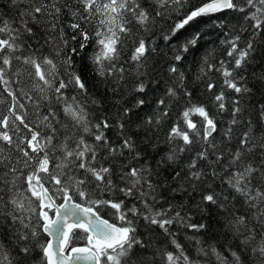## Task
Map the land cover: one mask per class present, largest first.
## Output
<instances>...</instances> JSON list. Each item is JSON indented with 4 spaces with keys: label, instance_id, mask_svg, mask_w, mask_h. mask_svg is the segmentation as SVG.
Segmentation results:
<instances>
[{
    "label": "snow or ice",
    "instance_id": "1",
    "mask_svg": "<svg viewBox=\"0 0 264 264\" xmlns=\"http://www.w3.org/2000/svg\"><path fill=\"white\" fill-rule=\"evenodd\" d=\"M4 8L0 264H155L147 253L159 234L172 249L161 253L164 264H264V102L246 99L264 88V73L252 85L243 74L264 55L255 39L264 36V0H5ZM228 10L243 14L251 31L223 33L224 58L205 61L196 77L208 100L197 101L181 68L187 54L202 47L199 26L226 29L217 14ZM169 20L167 30L160 29L162 53L153 46V29ZM90 44L94 52L77 70L74 57ZM156 55L163 76L150 74ZM129 75L135 77L131 100L115 119L93 118L89 104L100 103L95 96L116 94ZM161 83L163 97L150 103ZM181 101L160 155L153 141ZM145 109L151 114L141 116ZM224 113L230 119L222 130ZM239 124L246 130L237 137ZM113 128L115 139L107 135ZM149 147L159 156L153 157L155 169L178 165L171 184L152 179L159 171L148 162ZM192 193L199 194L195 207L208 213V223L192 222L184 204L172 203ZM105 210L119 223L105 218ZM139 220L152 236L138 234ZM176 226L193 233L190 248L179 241Z\"/></svg>",
    "mask_w": 264,
    "mask_h": 264
},
{
    "label": "trees",
    "instance_id": "2",
    "mask_svg": "<svg viewBox=\"0 0 264 264\" xmlns=\"http://www.w3.org/2000/svg\"><path fill=\"white\" fill-rule=\"evenodd\" d=\"M192 4H199L201 3V0H191ZM5 3V0H0V5H3ZM3 11H6L7 9H0ZM182 15V13H180ZM218 16L223 17L224 21L228 24V27L226 29L221 28H215V30L212 29V27L209 24H201L200 31L204 35L203 40L200 42L202 44V47L199 51H193L189 54H187V60L184 62V66L181 68V71L185 72V75L187 77L185 83L186 86L190 91L194 94V99L201 102H207L208 95L204 92V85L203 83L199 82L196 77L200 74V68L204 65V62L207 61L208 63H215L216 61H219L220 59L224 58V45L220 43L221 40L225 39V36L223 35L224 32H228L233 28H239L244 27L248 28V31H251V28L249 27V22L245 21L243 19V14L239 12H234L231 10L225 11L223 13H218ZM172 23L171 20H169L167 23L164 21H160L159 24L155 26L153 29L155 35L152 36L150 33L149 35L152 36L153 46H159V49L162 53L167 52V48L162 40L163 33L161 32V28H164L165 31L167 30L168 26ZM66 35L68 37L71 36V30L65 29ZM193 30L189 29V32L186 35H190ZM244 39L248 38V33H242ZM257 46L264 49V44L261 43L262 40H264V36L257 35L256 36ZM72 46H77L75 42H71ZM180 43H183V39H181ZM175 47V45H173ZM132 47L131 43L127 45V48L125 50V58L129 54L128 50H130ZM95 46L93 44H90L88 48L84 49L80 52V54L75 59V66L76 69L79 70L81 68L82 63L85 61L82 60V57L88 56L90 57L94 52ZM45 54H47L48 49L45 48ZM162 57L161 55H156L152 60L149 62V69L151 76H157L159 75L163 76L166 73L159 72L160 68L162 67ZM261 73H264V55L257 56L254 63H252L246 71L243 72L245 79L249 85H252L256 83L254 77L259 76ZM91 75V73H89ZM211 78L215 81V83L219 86L221 83V77L218 73H211ZM135 82V77L132 75H129L127 78V82L123 84L119 91L116 94H113L111 91L108 92L107 97H101V96H95V98L100 101L99 104L92 105L89 104V109L91 110V115L93 118L97 116H104L110 114L113 119H115L117 115V110L123 103H127L131 100L132 95V87ZM155 86V85H154ZM103 91V89H101ZM218 90V88L216 89ZM164 93V86L163 83H161L160 88H158L155 93H150L148 96V100L151 103V101L155 97H163ZM5 94L0 93V98H2ZM229 98L234 96L233 93H228ZM249 104H258L260 102H264V88H261L260 91L253 93L251 97L246 98ZM119 101L120 103H117ZM27 103L26 101H24ZM184 101H181L180 104H173L171 108V117L163 124L161 130L156 134V139L153 141V143L158 142L157 152L160 153V155H163L164 150L166 149L167 145H165V137L166 133L171 126V124L175 121L180 108L183 106ZM113 105H116V107H113ZM154 107V106H153ZM105 109H107V112H105ZM151 112L148 109H145L140 113L141 116L150 115ZM244 120H247L249 118V113L245 112L242 114ZM253 119H255V116L253 114ZM135 119V118H134ZM194 119H196L194 117ZM222 123L220 125L221 129L223 130L227 126V121L230 119V116L228 113H224L220 117ZM133 129H135V125H133ZM246 128L244 124H239L234 126V133L238 137L242 134L243 131H245ZM256 134L259 135L260 131L257 130ZM107 135L111 139H115L117 135V130L115 128L109 130L107 132ZM141 137L143 135L142 131L140 133ZM219 139V137H217ZM235 143V141H234ZM148 152V162L153 164L154 170L159 171V175H153L152 179L156 182L159 181H165V186L172 183L171 180L168 179V177L171 175L173 168L178 167V165H173L172 168H165L164 166H161L160 169H155V161L153 160V157H156V159H159V156H157V152H154L151 147L147 149ZM192 197L190 198L186 194L177 195L174 200H172V203L174 205H177L179 207L180 204H184V210L190 211L192 215V222H202V223H208V213L199 212L195 204L199 202V194L198 193H192ZM117 198H122L119 195ZM129 206H131L132 201H128ZM105 218L109 219L110 222L119 223L118 220L115 219L114 216L110 215L107 210L104 212ZM144 222L143 220L137 221L138 226V234H142V238L147 239L150 236H152L151 233H148L147 230L143 226ZM213 228L215 230H218V225H215L213 222ZM173 231L177 233V237L179 241L186 245L191 247L192 241L188 239V237L192 236L193 233L190 230H186L182 227L176 226L173 228ZM210 234V233H209ZM200 239H206L207 235L200 236ZM213 242L214 241H210ZM220 242L223 243V237L220 238ZM85 241L78 240L76 241V245L84 244ZM159 250V251H157ZM172 250L171 246L168 242L165 241V237L163 234L155 235L153 236V247H151L148 250L147 255L150 259H153L155 261V264H164V261L162 259L161 253L164 251ZM153 252H157L155 256L152 255Z\"/></svg>",
    "mask_w": 264,
    "mask_h": 264
},
{
    "label": "water",
    "instance_id": "3",
    "mask_svg": "<svg viewBox=\"0 0 264 264\" xmlns=\"http://www.w3.org/2000/svg\"><path fill=\"white\" fill-rule=\"evenodd\" d=\"M84 244H81V245H77V246H83Z\"/></svg>",
    "mask_w": 264,
    "mask_h": 264
}]
</instances>
